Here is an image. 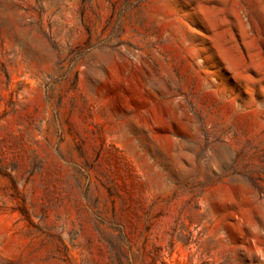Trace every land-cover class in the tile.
Instances as JSON below:
<instances>
[{
    "label": "rangeland",
    "instance_id": "1",
    "mask_svg": "<svg viewBox=\"0 0 264 264\" xmlns=\"http://www.w3.org/2000/svg\"><path fill=\"white\" fill-rule=\"evenodd\" d=\"M0 264H264V0H0Z\"/></svg>",
    "mask_w": 264,
    "mask_h": 264
}]
</instances>
